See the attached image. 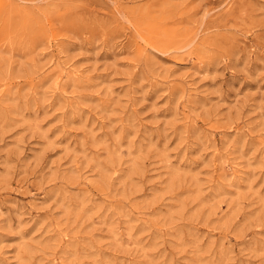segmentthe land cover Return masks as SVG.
I'll return each instance as SVG.
<instances>
[{
	"label": "rangeland",
	"instance_id": "obj_1",
	"mask_svg": "<svg viewBox=\"0 0 264 264\" xmlns=\"http://www.w3.org/2000/svg\"><path fill=\"white\" fill-rule=\"evenodd\" d=\"M0 264H264V0H0Z\"/></svg>",
	"mask_w": 264,
	"mask_h": 264
},
{
	"label": "bare ground",
	"instance_id": "obj_2",
	"mask_svg": "<svg viewBox=\"0 0 264 264\" xmlns=\"http://www.w3.org/2000/svg\"><path fill=\"white\" fill-rule=\"evenodd\" d=\"M9 6H12L11 3H9ZM149 40H152V39L149 38ZM150 43H151V42H150ZM154 48H155V47H154ZM74 70H75V69H74Z\"/></svg>",
	"mask_w": 264,
	"mask_h": 264
}]
</instances>
